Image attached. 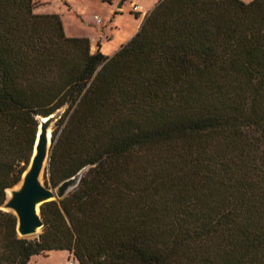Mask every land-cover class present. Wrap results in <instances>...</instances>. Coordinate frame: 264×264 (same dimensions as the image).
Here are the masks:
<instances>
[{
    "label": "trees",
    "instance_id": "obj_1",
    "mask_svg": "<svg viewBox=\"0 0 264 264\" xmlns=\"http://www.w3.org/2000/svg\"><path fill=\"white\" fill-rule=\"evenodd\" d=\"M33 8L0 0V206L37 118L52 187L85 171L33 239L0 210V264H264V0H157L109 57Z\"/></svg>",
    "mask_w": 264,
    "mask_h": 264
},
{
    "label": "rangeland",
    "instance_id": "obj_2",
    "mask_svg": "<svg viewBox=\"0 0 264 264\" xmlns=\"http://www.w3.org/2000/svg\"><path fill=\"white\" fill-rule=\"evenodd\" d=\"M119 1L33 0V12L57 14L66 36L87 37L91 53L98 49L100 53L109 57L135 33L148 13L147 9L157 2V0H122L118 8ZM134 4L140 7L138 11L133 9ZM51 131L52 126L49 128V134ZM41 181L47 187L53 188L49 182L48 166L41 175ZM68 262H74L71 254L55 252L48 253L45 257L35 256L31 258L29 264H67Z\"/></svg>",
    "mask_w": 264,
    "mask_h": 264
},
{
    "label": "water",
    "instance_id": "obj_3",
    "mask_svg": "<svg viewBox=\"0 0 264 264\" xmlns=\"http://www.w3.org/2000/svg\"><path fill=\"white\" fill-rule=\"evenodd\" d=\"M121 1L117 4L118 8L121 6ZM61 113L62 110H58L47 117L37 118L36 137L27 167L16 187L6 191L8 197L0 206V210L9 212L15 217V231L19 238H29L39 234L43 225L40 218V206L66 197L77 187L85 171V169L80 170L54 188L47 187L41 181V175L48 166L51 150L50 134L47 137V131L60 118Z\"/></svg>",
    "mask_w": 264,
    "mask_h": 264
},
{
    "label": "built area",
    "instance_id": "obj_4",
    "mask_svg": "<svg viewBox=\"0 0 264 264\" xmlns=\"http://www.w3.org/2000/svg\"><path fill=\"white\" fill-rule=\"evenodd\" d=\"M133 9L135 10V11H138L139 9H140V7L138 6V5H133ZM67 264H74V262H68Z\"/></svg>",
    "mask_w": 264,
    "mask_h": 264
},
{
    "label": "bare ground",
    "instance_id": "obj_5",
    "mask_svg": "<svg viewBox=\"0 0 264 264\" xmlns=\"http://www.w3.org/2000/svg\"><path fill=\"white\" fill-rule=\"evenodd\" d=\"M49 131H47V137H48Z\"/></svg>",
    "mask_w": 264,
    "mask_h": 264
},
{
    "label": "crops",
    "instance_id": "obj_6",
    "mask_svg": "<svg viewBox=\"0 0 264 264\" xmlns=\"http://www.w3.org/2000/svg\"><path fill=\"white\" fill-rule=\"evenodd\" d=\"M152 7H153V6H152ZM152 7H151V8H152ZM151 8H150V9H151ZM150 9H147V10L149 11ZM32 258H33V257H32Z\"/></svg>",
    "mask_w": 264,
    "mask_h": 264
}]
</instances>
